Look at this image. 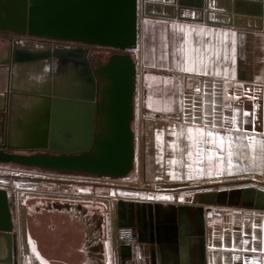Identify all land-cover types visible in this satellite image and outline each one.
<instances>
[{
    "label": "crops",
    "instance_id": "obj_1",
    "mask_svg": "<svg viewBox=\"0 0 264 264\" xmlns=\"http://www.w3.org/2000/svg\"><path fill=\"white\" fill-rule=\"evenodd\" d=\"M152 1L158 15H147L146 0L139 1L134 50L141 69L133 103L138 170L117 194L100 198L108 203L110 264H264V206L257 193H244L264 192L249 178L264 176L263 4ZM4 38L0 32V145L31 148L44 142L54 92L81 89L82 60H91ZM122 212L132 213L125 227L135 237L115 248L112 222ZM138 213L147 222L156 217L158 236L139 234L131 224ZM21 220L20 196L0 187V264H14L17 242L22 262ZM82 230L66 218L48 220L46 247L37 235L33 248L43 264H86Z\"/></svg>",
    "mask_w": 264,
    "mask_h": 264
},
{
    "label": "water",
    "instance_id": "obj_2",
    "mask_svg": "<svg viewBox=\"0 0 264 264\" xmlns=\"http://www.w3.org/2000/svg\"><path fill=\"white\" fill-rule=\"evenodd\" d=\"M140 0H0V32L49 38L108 49L114 53L104 64L93 68L83 58V85L72 91L54 92L43 134L44 142L31 148L0 146V162L60 173H82L107 178H124L135 165L134 97L137 65L130 51L138 45ZM260 17L264 15V0ZM152 0H146L145 13H151ZM151 5V6H150ZM261 23V21H260ZM260 29V28H259ZM130 50V51H129ZM67 54L58 55L59 57ZM49 125V127H48ZM49 139V142H46ZM257 193L264 206V192ZM211 202L217 203L215 196ZM123 212L112 222V241L118 247L117 230L132 219ZM66 218L83 225L82 250L86 264H110L108 203L101 199L28 194L22 198V224L25 264H43L33 248L39 236L46 247V222ZM129 219V220H128ZM199 222L204 221L203 214ZM157 219L137 215L141 231L155 230ZM202 235V232L198 236ZM16 244L13 258L16 264ZM90 256V259H89Z\"/></svg>",
    "mask_w": 264,
    "mask_h": 264
},
{
    "label": "rangeland",
    "instance_id": "obj_3",
    "mask_svg": "<svg viewBox=\"0 0 264 264\" xmlns=\"http://www.w3.org/2000/svg\"><path fill=\"white\" fill-rule=\"evenodd\" d=\"M4 34L6 38L1 41L2 43H10V38H16L24 43H26V41H31V38L28 37H18L15 34L9 33ZM99 49L100 48H94L92 57L94 60L96 59V63L100 60L101 63L104 64L114 51ZM131 54L135 59V51L131 52ZM137 166L138 165H134L133 171L124 178H107L82 173H60L0 162V187L8 188L14 198L15 196H20L21 202L24 195L28 194L92 199L109 198L117 194V186L127 181L134 180L138 170ZM20 237H23V235H20ZM19 244V242L16 244L17 252L19 249L18 247H20ZM17 256L18 253H16V264L18 263ZM24 257L23 246V258L20 264H25Z\"/></svg>",
    "mask_w": 264,
    "mask_h": 264
},
{
    "label": "flooded vegetation",
    "instance_id": "obj_4",
    "mask_svg": "<svg viewBox=\"0 0 264 264\" xmlns=\"http://www.w3.org/2000/svg\"><path fill=\"white\" fill-rule=\"evenodd\" d=\"M15 35L18 37L24 36V35H19V34H15ZM24 37L31 38L30 39L31 41H26V43H24L23 41H19V42L28 44V45H38L40 47H48L51 49V51L55 50V51L69 52V54L75 55V57H77L76 55H84V54L86 55L87 54V56L91 60L90 63L93 68H96L97 64L101 63L100 60H98V62L96 63L95 62L96 59L94 60L92 57V51H94V48H98V47H92V46H87V45L80 44V43H73V42H67V41H56V40L49 39V38H38V37H31V36H24Z\"/></svg>",
    "mask_w": 264,
    "mask_h": 264
},
{
    "label": "built area",
    "instance_id": "obj_5",
    "mask_svg": "<svg viewBox=\"0 0 264 264\" xmlns=\"http://www.w3.org/2000/svg\"><path fill=\"white\" fill-rule=\"evenodd\" d=\"M130 52H133V50L130 51ZM140 71H141V69L137 65V75L140 73ZM249 178H252L256 182H259L261 184L264 183V176H261V175H250ZM134 237H135V233H134V230L132 228L124 227V228H119L117 230V241H118V243L130 242L131 240L134 239Z\"/></svg>",
    "mask_w": 264,
    "mask_h": 264
},
{
    "label": "snow or ice",
    "instance_id": "obj_6",
    "mask_svg": "<svg viewBox=\"0 0 264 264\" xmlns=\"http://www.w3.org/2000/svg\"><path fill=\"white\" fill-rule=\"evenodd\" d=\"M194 69H192V68H188V67H185L184 69H183V71H185V72H192ZM235 122V118L233 117V123ZM192 131V129L190 128L189 129V132H191ZM202 135H203V133H202ZM207 136H209V137H211V136H213V133L211 132V131H209V132H207ZM237 139L239 140L240 139V137H237ZM201 142H206V141H201ZM229 155H231V153H229ZM164 199H167V197H164Z\"/></svg>",
    "mask_w": 264,
    "mask_h": 264
}]
</instances>
